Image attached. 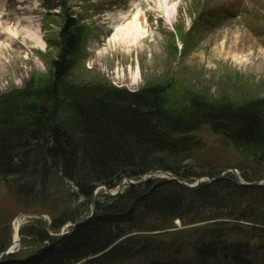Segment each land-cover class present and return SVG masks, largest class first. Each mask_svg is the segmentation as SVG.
Instances as JSON below:
<instances>
[{
	"label": "trees",
	"instance_id": "obj_1",
	"mask_svg": "<svg viewBox=\"0 0 264 264\" xmlns=\"http://www.w3.org/2000/svg\"><path fill=\"white\" fill-rule=\"evenodd\" d=\"M49 1V12L57 6L64 10L59 14L60 59L48 81H30L21 90L0 95V178L27 181L22 191L27 195H33L31 186H43L38 191L42 195L57 172L80 196L92 200L99 184L113 188L125 177L139 179L151 170H170L182 179L198 177L169 160L198 149L191 133L203 124L224 137L240 158L256 164L264 160L262 105L194 102L188 112H178L155 89L130 92L71 81L70 58L81 29L64 2ZM65 106L75 113L71 129L68 117L60 115ZM70 219L76 221V216L53 220L50 230L58 231ZM176 221L183 227L206 225L193 240L195 262L178 254L189 244L179 237L185 231ZM250 224H261L252 230L264 242V185H241L231 172L194 188L152 179L127 186L116 196L104 194L94 214L69 234L50 238L44 233L42 241L50 238L49 245L26 259L10 254L0 264H218L210 257L228 261V255H234L236 264H248L243 260L246 250L234 239L250 234ZM258 257L264 264V256Z\"/></svg>",
	"mask_w": 264,
	"mask_h": 264
},
{
	"label": "rangeland",
	"instance_id": "obj_2",
	"mask_svg": "<svg viewBox=\"0 0 264 264\" xmlns=\"http://www.w3.org/2000/svg\"><path fill=\"white\" fill-rule=\"evenodd\" d=\"M4 1L0 11L4 9L7 17L30 16L34 19L41 28L45 48L27 45L20 36L3 49L0 54V95L21 90L30 81L50 79L54 65L60 59L63 18L59 14L64 11L57 6L52 13L49 12L46 6V3H52L49 0ZM61 2L70 9L81 29L78 46L70 58L72 68L68 77L74 83H90L92 86L105 83L130 92L155 89L162 92L163 101L178 112H188L194 102L235 107L264 106V0H183L172 22H167L162 10L148 11L150 34L140 46L129 50L109 43L114 30L108 17L111 13L124 11L131 19L136 10L130 2ZM143 2L144 6L149 3L137 0L140 6ZM94 45L100 51L97 57L93 52ZM60 115L68 117L66 124L71 129L75 117L72 108L65 106ZM191 135L197 140L198 149L169 160V164L176 168L182 167L191 175H200L182 179L187 184L195 185L200 178L209 182L208 178H212L210 173L217 176L226 169H235L244 181H261L259 185H264V160L256 164L250 159L240 158L232 145L207 125L198 127ZM151 172L144 174L146 178ZM54 173L56 177L50 180L42 195H38V191L43 186H31L33 195H27L22 193L27 190V181L17 177L0 178V255L6 246L13 243L17 223L20 225L21 248L17 246L15 255L22 259L40 248L44 233L53 237L67 232L75 221L70 219L54 231L50 230L53 220L58 223L63 218L76 216L77 221L91 214L93 197L87 200L80 196L70 180ZM162 176L155 173L152 179L170 178ZM110 189L116 191L115 188ZM98 192L101 198L108 195L103 186ZM175 225L180 231H185L179 237L185 238L189 244L187 248H193L197 231L206 226L202 222L183 227L179 221ZM255 226H247L250 234L243 239H234L241 242L246 250L243 260L248 264L253 261L259 264L257 242L249 241L258 237L253 235L257 232L252 230ZM229 256L225 257L228 261L219 264H236L234 255Z\"/></svg>",
	"mask_w": 264,
	"mask_h": 264
},
{
	"label": "bare ground",
	"instance_id": "obj_3",
	"mask_svg": "<svg viewBox=\"0 0 264 264\" xmlns=\"http://www.w3.org/2000/svg\"><path fill=\"white\" fill-rule=\"evenodd\" d=\"M127 1L130 2L133 7H135L136 11L132 14L131 19L128 18L129 13L124 12V11L109 14L108 18L111 20V26L110 27L114 30V34L112 35V37H110L109 43L112 46H115L116 48L122 47L126 50H129L133 46H140L143 43V39L145 37H147L148 34H150L149 24H148V19H147V12L148 11H153L154 9L162 10L164 12V15L166 17L167 22H172L174 20V18L177 16L178 5L183 0H143V1L149 2L148 3L149 5L148 4H147V6L145 5L146 7L144 6L145 2H143V4L140 6V4H137V0H127ZM150 2H151V4H150ZM4 3H5L4 0H0L1 6H3ZM7 16H8V14H5L4 9L2 11H0V54L3 53V51H4L3 49L5 47L8 48V46L12 45V43L15 42L20 36H23L22 41L27 45L35 46V47L37 46L41 49L45 48V42L43 40L41 28H40V26L35 24L34 19L32 17L27 16L24 18H20L17 16H15V17H7ZM125 20L127 21L126 24L124 23ZM93 52L95 53L96 57L99 55L100 51L98 50L97 45H94V51ZM203 182H205V181H203ZM181 184H183V183H181ZM100 186L108 188V186L106 184H99L97 186L96 193H95V196H96L95 210H96L97 200L101 199L99 192H98V189ZM125 186L126 185H124L123 189L125 188ZM113 188H115L117 191V185ZM190 188H194V187H190ZM122 192L123 191L119 192L118 194H121ZM92 206H93V201H92ZM95 210H94V212H95ZM83 218H81V219H83ZM77 222H79V220L75 221L74 223H77ZM19 227H20V225L18 223L15 224V233L13 236V243L9 246H6L3 249V251L1 253L2 254L6 253V254L4 255V257L2 259H4L5 257H7L10 254H14L16 252L15 249L17 248V246H18V248H21V241H20V237L18 234ZM75 227H77V225ZM75 227H73V225H72L67 232H61L59 234H55L53 237H50V238H61L64 235L69 234L71 232V229L75 228ZM255 227L259 228V227H261V224L258 226H255ZM50 238L44 240L43 244L40 246V248L37 251H39V250L43 249L45 246L49 245L51 243ZM251 241H252V243L255 241L257 242V253H258V255L260 254L259 255L260 257H263L264 256V242L261 243V241H259L258 237L256 239L251 240ZM108 250H109V248L106 249L105 251L101 252L100 254L96 255V256H91V257L85 258L84 260H82V262H86L87 260L96 258L97 256L102 255L104 252H107ZM7 251H8V254H7ZM194 251H195L194 247L193 248H185V249H181L178 254L179 255H181V254L187 255L188 256L187 258L190 259L189 261L195 262V259H197V258L195 257ZM29 256L25 257L24 259L28 258ZM210 260H213L214 262L216 261L218 264L221 263L222 261H224V259H222L218 256L213 257V258L210 257ZM254 263H255V261L250 262V264H254Z\"/></svg>",
	"mask_w": 264,
	"mask_h": 264
},
{
	"label": "water",
	"instance_id": "obj_4",
	"mask_svg": "<svg viewBox=\"0 0 264 264\" xmlns=\"http://www.w3.org/2000/svg\"><path fill=\"white\" fill-rule=\"evenodd\" d=\"M229 171H231V172L234 174L235 178L237 179V181H238L241 185H259V184H261V181H254V182H253V181H252V182L244 181V180L242 179V177L238 174L237 170H235V169H226V170H224L223 172H221L220 174H218L217 176H215L214 178H208V181L210 182V181H214V180H216V179H218V178H221V177H223V176H224L227 172H229ZM155 173H156V176H161V177H163L162 175H164V176L170 177V178H172V179H175V180L179 181L180 183H183L184 185H186V186H188V187H196V186H198L199 184H201V183L204 181L203 178H200V179L195 183V185H190V184H187L185 181H183V180L181 179V177H179V176L176 175V174H173V173H170V172H168V171H164V170H158V171H155V172H151V173H149V177H148V178H146V175H144V176H142L140 179H138L137 181H134V180H132V179H130V178H128V177H125V178H123V179L121 180V182L117 185V191H116V192H112V190H111L110 188H107V187L105 188V187H104L105 193H107V194L110 195V196L117 195L119 192L123 191V187H124V185L128 184L129 186H131V185H138V184H141V183L147 181L148 179H151V178H152V175L155 174ZM153 178H154V177H153ZM100 187H101V186H100ZM95 193H96V190H95V192H94V196H93V206H92L91 214L88 215V216H86V217H84L83 219L79 220V222H77V223H73V224H72L73 227H75V226L78 225L79 223H82V222L86 221L90 216L93 215L94 210H95V200H96ZM5 254H6V253H3V254L0 255V261H1V259L4 257ZM7 254H8V251H7Z\"/></svg>",
	"mask_w": 264,
	"mask_h": 264
}]
</instances>
